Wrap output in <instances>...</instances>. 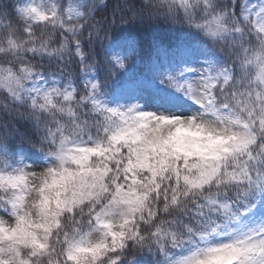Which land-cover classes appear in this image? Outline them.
Listing matches in <instances>:
<instances>
[{
	"label": "snow or ice",
	"instance_id": "snow-or-ice-1",
	"mask_svg": "<svg viewBox=\"0 0 264 264\" xmlns=\"http://www.w3.org/2000/svg\"><path fill=\"white\" fill-rule=\"evenodd\" d=\"M0 264H264V0H0Z\"/></svg>",
	"mask_w": 264,
	"mask_h": 264
}]
</instances>
